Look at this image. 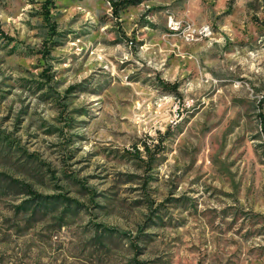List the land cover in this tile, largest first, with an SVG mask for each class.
Returning <instances> with one entry per match:
<instances>
[{"label":"rangeland","instance_id":"374dc122","mask_svg":"<svg viewBox=\"0 0 264 264\" xmlns=\"http://www.w3.org/2000/svg\"><path fill=\"white\" fill-rule=\"evenodd\" d=\"M120 1L0 0V264H264V0Z\"/></svg>","mask_w":264,"mask_h":264},{"label":"trees","instance_id":"16d2710c","mask_svg":"<svg viewBox=\"0 0 264 264\" xmlns=\"http://www.w3.org/2000/svg\"><path fill=\"white\" fill-rule=\"evenodd\" d=\"M139 1H141V0H122V1H120L118 3H114L113 4V8L115 9V12H118V10L121 8V6H124L125 4L126 5H130V4H133L134 5L135 3H138ZM51 3H52V0H46L45 6L48 5V4H51ZM9 187H10V185L8 186V188ZM21 190L24 193H28L30 195H34L35 196V194L33 193V191L30 188H28V187H26V188L24 187ZM40 206L41 207H45L46 205L40 204Z\"/></svg>","mask_w":264,"mask_h":264},{"label":"built area","instance_id":"2783aa9c","mask_svg":"<svg viewBox=\"0 0 264 264\" xmlns=\"http://www.w3.org/2000/svg\"><path fill=\"white\" fill-rule=\"evenodd\" d=\"M170 25L173 27L174 30H178L179 28L182 27L189 33V35H191L190 33L195 32L194 29L190 25H182L181 23H178L175 21H171ZM198 32L199 34L206 36L210 32V27L204 25L199 29Z\"/></svg>","mask_w":264,"mask_h":264},{"label":"bare ground","instance_id":"6f19581e","mask_svg":"<svg viewBox=\"0 0 264 264\" xmlns=\"http://www.w3.org/2000/svg\"><path fill=\"white\" fill-rule=\"evenodd\" d=\"M210 34H211V30H210V32H209L207 35H210ZM207 35H206V36H207Z\"/></svg>","mask_w":264,"mask_h":264}]
</instances>
